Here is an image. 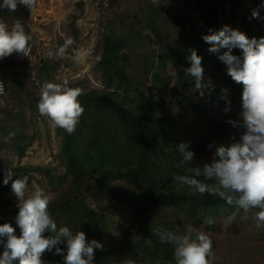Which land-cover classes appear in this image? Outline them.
<instances>
[{
  "label": "rangeland",
  "instance_id": "obj_1",
  "mask_svg": "<svg viewBox=\"0 0 264 264\" xmlns=\"http://www.w3.org/2000/svg\"><path fill=\"white\" fill-rule=\"evenodd\" d=\"M147 3L160 10L161 33L156 35L146 26ZM216 6V0H36L35 7L30 12L28 20L21 23L32 33V53L24 61H15L13 54L0 60V73L11 80L8 90L0 96V165L6 168L17 166H39L43 169L50 168L57 175L64 174L65 167L61 148V132L52 121L38 112L37 104L40 98V89L45 81L62 83L68 81V86L75 85L82 91L102 92L105 83L101 80V74L97 68V62L101 53L102 33L114 30L119 36L132 35L133 41L126 49L129 54L127 72L134 76V84L143 92L152 95L156 101L154 110L163 118L177 120L174 129L167 135L169 145L160 146L152 152V159L161 163L162 167H168L169 163H180V155L177 146L181 143L189 145V138L195 137V115L189 104L181 99L184 96L181 89H175L178 80L183 76L186 68V58L177 66L167 60L160 70L164 83L156 85L152 81V72L158 70L161 59L177 55L186 56L190 49L200 51L202 67L204 69V82L211 81V87L220 90L226 89L223 82L208 67L219 61L226 49L219 53H210V45H202L199 49L194 47L193 36L195 31L202 37L209 34L210 22L203 7ZM242 7L252 16L253 10L259 13L258 26L264 30V0H242ZM216 9V7H215ZM184 13L189 16L187 28L190 31L176 28L172 17ZM225 17L221 21L217 15L218 25L214 30H220L224 25L243 32L241 11H224ZM247 16L245 28L248 37H254L255 27L253 16ZM17 21L12 16H3L0 22L5 23L9 29ZM73 41L65 50L63 56L58 55L60 47L65 45L66 40ZM42 60V62H40ZM221 61V60H220ZM147 62H153L154 66L148 71H142ZM44 66L47 71L43 70ZM226 70V65L223 63ZM185 92L193 98L196 104L209 109L205 95L194 90V80L189 77ZM130 98L121 99L126 105L136 104V91L132 90ZM183 97V98H182ZM182 101V102H181ZM227 138L232 141L235 135L239 139L241 130L229 127ZM183 130V132L181 131ZM25 136L24 143H29L22 158L17 157L12 147L17 138L10 133ZM226 137V135H224ZM206 140L202 147L197 150L195 156L203 154L206 145L211 139ZM188 150L193 151L192 146ZM195 161L193 162V165ZM26 196L36 190H43L48 196L50 204L48 211L51 213L56 206L59 195L64 192L71 183L68 178L63 184L55 187L49 185L48 180L41 172L29 173ZM2 179V177H1ZM0 179V184L2 183ZM115 187L125 188V198L128 199L133 188L128 187L121 180L114 181ZM1 190V189H0ZM11 184L1 199L11 195ZM132 197V196H130ZM123 198V199H125ZM87 202L93 208L99 210V202L88 198ZM259 209L252 208L248 212L239 206L234 208H219L204 211L205 214L199 220H195L186 210L174 205L156 206L151 223H159L164 219L176 222L184 229L187 224H192L201 231L207 233L213 242L215 259L212 264H264V227L257 228L254 214ZM19 212L17 204L0 206V220L9 223L16 229V216ZM211 218L214 223L209 225L206 221ZM194 222H196L194 224ZM138 221L128 206V200L111 206L104 213L103 239L107 248L117 249L115 258L111 264H127L126 260L132 258L137 240L134 237V229ZM136 233H139L137 230ZM126 238L131 239L133 246H124ZM1 247V243H0ZM119 248V249H118Z\"/></svg>",
  "mask_w": 264,
  "mask_h": 264
},
{
  "label": "trees",
  "instance_id": "obj_2",
  "mask_svg": "<svg viewBox=\"0 0 264 264\" xmlns=\"http://www.w3.org/2000/svg\"><path fill=\"white\" fill-rule=\"evenodd\" d=\"M241 2L242 0H216L217 5L214 7L205 5L203 9L206 11L205 15L210 22L209 28L216 29L218 14L219 19L224 20L226 8L233 12H237L239 9L242 14L243 33L248 37L245 22L246 17L251 15L242 7ZM2 3L3 0H0V4ZM147 13V28L157 36L160 35L159 8L147 3ZM29 14L30 11L23 5H18L15 12L0 8V18L5 15L12 16L21 23L28 20ZM252 18L255 25L253 28L254 37L257 39L264 37V30L258 26L259 20ZM171 19L176 28L190 31L187 28L188 15L180 13ZM192 32L194 33L193 48L201 49L203 44L206 45L204 40L200 34L195 31ZM25 33L31 35L32 39L34 38L27 28ZM131 41H133L131 34L122 37L114 30L102 33L100 59L96 65L101 74V80L106 85L105 89L97 93L81 90L82 94L78 97V101L84 112L72 134H68L66 130L57 127L62 138L60 154L65 167L64 174L57 175L52 172V169H43L39 166L6 168L0 165V179L2 177L0 198L6 194L7 188L12 183L9 181L8 185H4L5 171H12L14 173L13 179L24 176L29 178V173L41 172L52 187L63 184L68 178H71L70 186L59 195L56 206L49 214L58 228L66 226L74 234L82 231L88 241L94 239L102 244L100 249L95 250L94 264H111L112 259L115 258L117 249L114 251L113 247L107 248L103 239L104 213L111 206L124 203L126 200H128V206L138 221V226L134 229V237L137 240V244L134 245L136 249L131 260L127 261H133L134 264H175L173 247L166 243H160L158 237L153 234V230L156 228L168 230L179 228L182 231V229L176 222L169 219H164L159 223H151L153 221L151 216H154L156 206L171 204L186 209L195 220H199L205 214L204 211H210L213 214V210L225 207L234 208L236 205H229L225 200L208 193L193 195L187 185L173 179L174 175H192L187 167L172 164V162L169 163L168 167H162L161 163L152 159L154 150L160 146L169 145L166 138L174 130L172 126L177 124V120L161 117L153 109L156 101L152 95L146 94L136 86L134 84L136 79L127 72L126 66L129 64L130 57L126 49ZM189 54L186 52V55ZM197 54L200 56V51ZM232 54L242 56V50L235 48L232 50ZM185 58L186 56L180 55L172 58L164 56L161 59L162 63L158 65V70L151 73L152 81L156 85H162L164 77H162L160 70L164 67L165 62L170 60L172 65L177 66L176 64ZM185 62L186 68L190 67L188 60ZM153 66V62H147L145 68L141 67V72L148 71ZM41 68L45 72L47 71L44 66ZM208 70L226 86L227 97L231 101L230 111H224L229 105L220 98L224 93L214 87H211V91L208 87L204 89V95L211 113L206 107L196 104L193 98L185 92L189 77L184 74L173 90H182L180 93L184 98L182 97L181 100L189 104L195 115V137L189 138V146H192L194 153L206 141L202 138L211 139L210 142H214L215 145L231 143L232 141L227 138V134L232 125L227 121L239 119L238 112L241 106L243 86L232 80L227 74V67L224 70L223 62L220 60L208 67ZM0 80L3 82L4 89L8 90L11 83L9 77L0 73ZM68 87L78 88L75 85ZM132 90L136 91L138 99L136 104L128 106L121 99H132L131 96L126 95ZM171 122L175 124H171ZM181 131L183 132V130ZM14 135L18 140L11 146L12 150L17 157L22 158L29 143L23 142L25 136L16 133ZM212 151L206 145L203 154L195 156L193 166L210 163ZM197 179L203 180V177H197ZM117 180H121L125 185L133 188L128 199L125 198V188L115 187L114 181ZM207 183L211 184L213 181H207ZM88 198L99 202V210L89 205ZM8 204H17L13 194L0 200V206ZM5 223L0 220V225ZM137 230L139 233H136ZM15 234L18 237L21 235L18 226L15 229ZM44 235L48 236L49 233L45 232ZM0 240L6 243V237H0ZM149 240L152 241L151 244L148 243ZM125 244L133 246L132 238H126L124 246H126ZM59 247L64 249L66 255V245L61 244ZM3 251L4 244L1 243L0 255ZM41 259L45 264H65L64 257L55 254V249L45 252Z\"/></svg>",
  "mask_w": 264,
  "mask_h": 264
},
{
  "label": "clouds",
  "instance_id": "obj_3",
  "mask_svg": "<svg viewBox=\"0 0 264 264\" xmlns=\"http://www.w3.org/2000/svg\"><path fill=\"white\" fill-rule=\"evenodd\" d=\"M35 4L36 0H3L0 8L15 12L18 5H23L31 12ZM252 16L259 18L258 11L253 10ZM208 32L202 36L204 42L210 45L208 51L219 53L221 49H227L218 58L226 65L227 74L232 80L243 86L239 119L227 121L242 131L239 139L235 135L232 137L231 143L207 145L213 150L212 157L210 163L203 165L193 166L195 153L188 150L187 143L179 144L177 152L181 159L180 163L174 164L187 167L192 175H174L173 179L187 185L193 195L208 193L229 205L239 206L245 212L258 208L259 211L254 214L256 227H264V37L250 39L228 25L218 31L209 29ZM31 40V35L25 33L19 20L10 29L0 22V60L13 53L28 56ZM72 42L71 38L66 40L57 54L63 56ZM235 48L242 50V56L232 54ZM190 50V54L186 55L190 67L183 69L184 75L194 80V90L203 96L206 87L212 90L211 81L204 82L202 57L195 49ZM221 91L224 95L220 98L229 105L224 111L228 112L231 101L227 97V89ZM81 94V89L68 87L66 79L62 83L45 81L40 89L38 112L48 117L55 126L72 134L84 112L78 101ZM9 135L13 136L14 133ZM13 176L12 171H5L3 183L8 185L12 181L11 191L19 208L16 224L21 235L18 237L9 223L0 225V237H6V243L0 240L4 244L0 264H45L42 255L53 249L55 254L64 257L65 264H94L95 250L100 249L102 244L94 239L88 241L82 231L74 234L66 226L58 228L48 212L50 200L43 190L26 196L29 178L13 179ZM201 176L203 180L197 179ZM206 223L211 225L214 220L209 218ZM45 232L49 235L45 236ZM153 234L160 243L173 247L175 264H212L215 259L212 239L192 224L185 225L183 231L179 228H156ZM61 244L66 245V255L64 249L59 247ZM127 260V264H134Z\"/></svg>",
  "mask_w": 264,
  "mask_h": 264
},
{
  "label": "built area",
  "instance_id": "obj_4",
  "mask_svg": "<svg viewBox=\"0 0 264 264\" xmlns=\"http://www.w3.org/2000/svg\"><path fill=\"white\" fill-rule=\"evenodd\" d=\"M30 43V51L28 53V56H24L20 53H13V58L15 61L19 62V61H24L25 59H27L31 53H32V43ZM4 94V85L3 82L0 80V96Z\"/></svg>",
  "mask_w": 264,
  "mask_h": 264
},
{
  "label": "water",
  "instance_id": "obj_5",
  "mask_svg": "<svg viewBox=\"0 0 264 264\" xmlns=\"http://www.w3.org/2000/svg\"><path fill=\"white\" fill-rule=\"evenodd\" d=\"M40 62H42V60Z\"/></svg>",
  "mask_w": 264,
  "mask_h": 264
}]
</instances>
